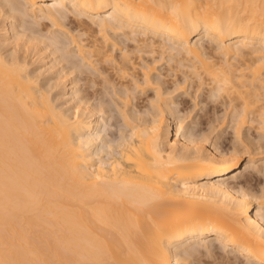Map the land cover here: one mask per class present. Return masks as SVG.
Listing matches in <instances>:
<instances>
[{
  "label": "bare ground",
  "instance_id": "6f19581e",
  "mask_svg": "<svg viewBox=\"0 0 264 264\" xmlns=\"http://www.w3.org/2000/svg\"><path fill=\"white\" fill-rule=\"evenodd\" d=\"M263 152L264 0H0V264H264Z\"/></svg>",
  "mask_w": 264,
  "mask_h": 264
},
{
  "label": "rangeland",
  "instance_id": "374dc122",
  "mask_svg": "<svg viewBox=\"0 0 264 264\" xmlns=\"http://www.w3.org/2000/svg\"><path fill=\"white\" fill-rule=\"evenodd\" d=\"M172 66V65H171ZM174 66V65H173ZM160 68L162 67V72H166L167 73V71L168 72H172V68L170 67V69H169V66H167V64H165V63H163L162 65H160L159 66ZM167 67V68H166ZM166 69V70H165ZM168 69V70H167ZM172 69V70H171ZM171 70V71H170ZM168 78H169V76H168ZM172 78V76L170 77V79ZM83 87V88H82ZM82 89H84L85 88V86L84 85H82ZM98 87H100V86H98ZM90 88V87H89ZM89 88H88V91H91V90H89ZM191 90H193V88H191ZM150 93H151V91H149ZM148 93V92H147ZM93 94H91V96H92ZM143 94H141L140 96H142ZM98 95H93V98L92 99H94V100H96V101H98ZM137 97H139V95H137ZM183 97V96H182ZM187 97V96H186ZM185 97V98H186ZM96 98V99H95ZM143 98H145L143 101H142V98L140 97V101L139 100H137V99H134L133 101L135 102H137V108H142L143 106V108L142 109H145V104H147V101H146V95L144 94V96H143ZM180 98V97H179ZM189 99H190V97H188ZM94 100H92V101H94ZM96 101H94V102H96ZM145 101V102H144ZM190 102V101H189ZM144 104V105H143ZM143 105V106H142ZM148 105V104H147ZM189 105H191V103H187L186 104V106H189ZM180 106V105H179ZM189 108V107H188ZM210 109H211V112L213 111V108H209V112H210ZM219 109V111L221 112L222 111V107H220V108H218ZM210 112V113H211ZM119 119V118H118ZM117 118H116V120H110V122H108V124L106 125V128H107V130H108V132H109V134H113L114 132H115V129L114 128H119L120 126H121V120L119 121ZM202 121L204 120H206L205 118H202L201 119ZM115 121V122H114ZM114 123V124H113ZM119 123V125H117ZM256 123V122H255ZM255 123H253V126L254 127H257L258 125H256ZM116 125V126H115ZM119 126V127H118ZM203 126H204V124H203ZM228 129H230V128H228ZM227 131H229V130H227ZM226 131V133H224L223 134V136H221L220 138H219V140H218V147L221 149V150H223V151H226V150H229L230 148H232L233 147V145H234V143H235V138H232L233 137V134H232V132L231 133H228ZM249 133H250V135L252 136V137H254V138H257V132H256V130H255V128H253V130L251 129L250 131H249ZM255 133V134H254ZM238 142V141H237ZM233 143V144H232ZM235 144H237V143H235ZM239 144V143H238ZM237 144V145H238ZM232 145V146H231ZM221 146V147H220ZM260 150H262V149H260ZM263 154V155H262ZM259 155V154H258ZM260 156H264V152L263 153H261L260 154ZM247 161V159H244V163L242 164V166L239 168V169H237L235 172H233V173H236V172H238V171H240V173H237V175H239V176H237L236 178H234V179H231L232 180V182L233 183H236V184H243L244 182H245V179L246 178H249V179H247L248 181H250V183H252V184H255V182L257 181V179H259V178H261V179H263L264 178V175H262V174H256V171L255 170H251V171H246V170H242L243 169V167H244V164H245V162ZM232 173V174H233ZM242 173V174H241ZM246 176V177H245ZM237 182H239V183H237ZM218 250V249H217ZM220 251H223L222 249L220 250H218V253L220 252ZM222 252H220V254H221ZM203 259V258H202ZM199 260V261H197V263L198 264H213L214 262L211 260V259H209V258H204L203 260ZM212 262H211V261ZM237 264H238V262H236ZM196 264V263H195Z\"/></svg>",
  "mask_w": 264,
  "mask_h": 264
}]
</instances>
